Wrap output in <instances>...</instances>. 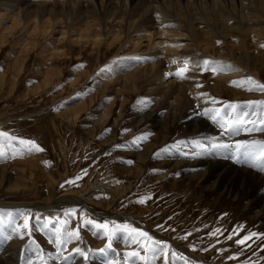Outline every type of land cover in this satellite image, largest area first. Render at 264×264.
<instances>
[{
	"label": "rangeland",
	"instance_id": "obj_1",
	"mask_svg": "<svg viewBox=\"0 0 264 264\" xmlns=\"http://www.w3.org/2000/svg\"><path fill=\"white\" fill-rule=\"evenodd\" d=\"M40 1L0 0V38L6 37L0 44V131L35 140L45 149L42 153L0 162V213L30 215L29 223L33 226L31 238L20 239L13 235L10 240L5 239L10 229L0 228V264H27L28 260L41 264L34 254L35 249H41L40 255L46 264H100L98 249L107 247L109 235L113 250H109L108 258L115 264H146L127 255L132 251L147 256V264H162L163 255L153 261L150 254L126 234H113L116 225L125 224L147 231L154 240L163 241L162 236L169 238L165 242L169 264H264V243L258 240L253 244L254 251H242V246L233 242L238 237L226 239L237 225L249 232L264 233L262 208L252 202L251 210L247 209L240 193H227L221 185L215 184L216 179L209 177L207 171L205 173L203 158L196 154L202 152L203 157L209 159L211 149L197 147V142L206 147L213 142L204 137L205 130L196 129L184 118L189 111L195 112L194 118H201L199 103L205 99L200 96L203 91L207 93L205 104L208 108L212 105L211 108H226L228 104L238 103L240 107L235 112L227 111L232 115L246 111L257 121L264 115V104L247 105L248 101H264V93L247 91L250 84L242 83L239 88L224 82L216 90L208 87L215 86L213 80L217 76L227 74L232 67L230 59L239 57L250 60V65L255 64L248 68L241 62L242 82L248 76L264 82V47H261L264 35H260L264 33V16L249 11L241 29L234 19L232 26L229 20L227 29L220 31L216 25L222 22L221 8H214L210 0H129L128 6L119 3V12L109 10L113 19H117L115 27L96 49L90 42L84 43V47L73 40L82 31L83 17L90 12L97 17L95 7H101V0H95L96 6L90 0L88 4L76 1L72 7L69 4L75 0H50L56 7L46 12L34 6ZM242 1L225 0L224 7L232 10L236 5L241 18ZM116 2L108 0L106 6ZM26 4L33 7L25 10ZM49 11L60 20L56 22L49 17ZM30 14L32 18L26 19ZM15 17L23 19L22 25L10 34ZM34 18L40 25L50 18L56 31L48 36H31ZM248 23L249 27L245 28ZM62 26L69 33L60 42ZM254 30L262 32L256 36ZM151 32L156 33L153 42L180 37L184 43L179 46L181 55L176 56L177 63L171 62L174 72L183 67L185 59L190 61L188 75L192 72V61L215 60L222 67L216 73L196 70L197 83L203 87L197 88L196 80L192 82L184 95L186 101L179 102L181 110L178 113L170 105L179 93L178 85L172 84L170 90L164 86L188 79L167 76L166 69L172 72L173 69L169 67L168 56L159 52L164 47L149 46L146 50ZM113 39L120 43L110 45ZM206 41L212 45L204 50ZM135 43H141L140 48L133 49ZM216 52L225 58H218ZM136 56L155 59L137 65L131 59ZM117 61L123 63L117 65ZM108 66L116 69L110 77L101 71ZM160 77L166 83H160ZM81 93L83 95H79ZM213 97L216 103L211 101ZM77 110L81 114L75 117ZM73 116L76 119H71ZM106 116L108 118L101 122ZM260 133L246 132V141L264 142V132ZM140 136L146 139L138 141L139 148L115 147L130 145ZM226 143L234 145L235 142ZM165 148L167 153H161ZM222 150L214 151L222 153ZM233 150V147L224 149L223 157L233 162ZM127 160L133 163L128 165ZM260 164L258 158L249 166L260 167ZM82 169H87L86 176L75 184L60 187L65 181L82 175ZM97 181L104 182L106 187L95 191L90 201L82 204L69 200V197L78 200L74 195ZM145 196L152 199L139 204L138 200ZM55 203L51 210H43ZM71 209H75L77 215L66 217L65 212ZM37 217L41 224L48 223V228L40 227ZM57 217L61 222H56ZM86 220L106 223L108 229L86 225ZM17 222L23 225L24 221L18 218ZM158 225L166 230H160ZM77 228L79 240L73 238L63 249L52 243L55 229L74 232ZM217 228L221 232L211 235ZM32 239L35 244H31ZM76 248L86 251L89 259L84 260L75 252ZM173 252L184 260L173 262ZM62 256H68V261ZM228 256L237 258L228 260Z\"/></svg>",
	"mask_w": 264,
	"mask_h": 264
},
{
	"label": "bare ground",
	"instance_id": "obj_2",
	"mask_svg": "<svg viewBox=\"0 0 264 264\" xmlns=\"http://www.w3.org/2000/svg\"><path fill=\"white\" fill-rule=\"evenodd\" d=\"M76 1H78V3L81 1H84V4L85 3L88 4V2L92 1V3L95 4V6H96L95 0H90V1L89 0H75L74 2L69 4V7L76 5L75 4ZM116 1H117L116 3H114V4L109 3L108 6H106V4L108 3V0H101V7H97V6L95 7L96 11H97V17L94 16V14H90L91 12L89 14H87L86 17H83L84 19L81 22L83 24L82 31L79 33V36L73 40V42L78 43V44H84V43L86 44V43L90 42L93 45V47L96 46L95 47L96 49L99 48V46L106 40V37L114 29L115 23L117 20L116 18L113 19V15L109 14V10H115V11L119 12V9H121V5H119V3L124 2L126 6H128L130 3L129 0H116ZM210 1L214 5V8L215 7L221 8L219 14H220V17L222 19V22L220 20V22L216 25V26L220 27V31H224V29H227V27H228L227 23L229 20H232V21H229L230 26H232V22L234 19H235V23L238 25L237 28L241 29L242 22L245 21V19H248L249 11H254V12L260 13L262 16H264V0H248V1H250V3H246L245 0L242 1L241 2V5H242V11H241L242 17L241 18H240V13H239L240 10L238 9V7L236 5H234L233 9L230 10V9H227V7H224L225 0H210ZM232 1H234V0H232ZM31 5L32 4H29V5L26 4L25 10L33 7ZM34 6L39 7L38 9L42 12L48 11L49 8H53L52 6H54V8L56 7L54 5V2H51L50 0H41L40 2H37V3L35 2ZM79 11H81V8H79ZM48 16L53 17L54 21L56 19V22L58 20H60V18H58V15L52 14L50 11L48 12ZM29 18H32L31 14L26 16V19H29ZM26 19H24V20H26ZM13 21H14L13 22L14 26L11 29L10 34H13V32L17 26L22 25L23 19H17V17H15V19ZM248 21H251V18H249ZM249 24L250 23H248L245 26V28H248ZM22 27H24V26H22ZM52 31L55 32L56 29L53 28V26L50 22V18H47L46 20H44L42 25L39 24L37 18H34V25H33L32 30L29 32V34L33 37H36L39 34L40 35L47 34V36H48V35H51L53 33ZM70 31H71V28H70ZM254 31L256 32L255 33L256 36H259L258 34H260L262 32L261 30H259V31L254 30ZM68 33H69V30L66 29L64 26H62V28H61V36L62 37H61V39L59 38L58 41L63 42ZM155 35H156V33L151 32L150 36L148 37L146 50L148 49L149 46L164 47V50L161 49V50H159V52H162L168 56V59L170 61L169 67L172 66V69L174 72L175 66L172 65L171 62L176 60L177 55L178 56L181 55L179 46L183 45L184 43L181 41L180 37H176L175 39H169L168 41L162 40L159 42H153L152 40H153ZM260 35L263 36L264 33L260 34ZM5 40H6L5 36L0 38V44H1V42L4 43ZM119 43H120V41L118 39H113L112 41H110V45H116ZM85 44H84V47L86 46ZM204 45H205L204 50H206L209 46L212 45V43L210 41H206ZM140 46H141V43H135L133 45V49H138V48H140ZM59 48H56V50L58 51ZM216 54H217L218 58H222V57L225 58L222 54H220L218 52H216ZM249 61L250 60L244 59L242 57H239L238 59H234V58L230 59L232 67L228 70V72L225 76H223V75L217 76L213 80L215 86L210 85V86H208V87H210L209 89L212 88V89L216 90L220 87V84L224 83V82L227 83L228 85L232 86V87H234V86L236 87L237 85L234 84L233 81H235L236 79H239L238 82H242V78H240V77L244 76L242 74L244 71L240 67L241 62L244 65L247 64L248 68L255 67V64L250 65ZM21 63L23 64L24 62L21 61ZM166 70H168L169 72H172V70L170 68H167ZM52 74H54V73H52ZM52 74H50V75H52ZM188 76L190 77V79H188L187 81H184V82H178L177 81V82L166 83L163 81L162 77H160L158 80L162 84L166 83L167 86H164V87H168L169 90L172 89V86H171L172 84L178 85L176 87V90L179 93L175 97L172 104H170L171 108L175 109V111L177 113H178V110L180 108L179 102H181L182 100L186 101V97L184 96L185 92L191 88L192 82L194 80H196L195 83H197V81H199V78H198L196 71H192ZM132 78H134V76H132ZM152 81H156V79L152 78ZM242 88H244V86ZM236 90H238V89H236ZM210 91L212 92V90H210ZM198 92H200V91H198ZM238 93H240V92H238ZM240 95H242V94H240ZM204 98L206 99L205 96H204ZM204 98H202V99H204ZM205 99L203 100L202 104L199 103L201 105V110L199 111L201 113V118H198V119L194 118L195 112H192V111L191 112L189 111L187 114H185L184 118H187L186 122H190V124H192L194 127H196V129L202 128L203 131L205 130L204 137L207 139L208 142H217V143H226L227 141L235 142L233 145L234 161L232 162V161H230V159H226V157H223L224 154H222V153H225V151L223 149L222 153H217L214 150H209V152H208L209 159H206L205 157H203L202 152H198V153H202V154H199V155L196 154V155L203 158L202 162L199 161V163L201 162L202 165L206 167L205 173L207 171V173H208L207 175L209 177L216 179L215 184L221 185L227 193H240L242 195V200L244 201V203L247 206V209L250 208V210H251V208H252L251 204L253 202L254 205L258 204L262 208L261 210H263V213H264V187H263V185H264V171H261L260 167H257V166L254 168H251L249 166V164H245L243 162L238 163L235 159V155H236L235 144L237 142L246 141L245 133L247 131H244L241 129L238 132V134L222 136L221 135V129L216 124H214L209 117L203 115V109L207 105V104H205V102L207 101V100L205 101ZM209 105H211V104H209ZM171 108H169V109H171ZM148 111L153 112L154 110H148ZM80 114L81 113H79L78 110L74 112L75 117H78ZM106 115L108 116L109 113H107ZM74 116L71 119H73V118L76 119ZM107 116L104 119H102L101 122L102 121L104 122L105 119L108 118ZM174 116H175V113H174ZM67 121H68V119H67ZM71 121H74V120H71ZM261 133H263V132H261ZM233 136H238L239 138H235ZM202 138H203V136H202ZM250 165H253V164H250ZM105 187H106V184L102 181H99V182L97 181L96 183L94 182V184H92L90 186V188L83 189L80 193H78V195H74V196H78V197H75L78 200H74V198H72V197L71 198L69 197V200L74 201L76 203H82V204L87 203L88 201L91 200V196L93 195V193L95 191L105 189ZM72 194L73 193H71V195ZM63 200H67V199H62L61 201H63ZM56 203L53 205H50L48 207H44L43 210H45V211L51 210L52 208L55 207L54 205H56ZM130 220H133V219L131 218ZM162 237H163V242L169 241V238H167L166 236H162ZM170 241L174 242L172 239H170Z\"/></svg>",
	"mask_w": 264,
	"mask_h": 264
},
{
	"label": "snow or ice",
	"instance_id": "obj_3",
	"mask_svg": "<svg viewBox=\"0 0 264 264\" xmlns=\"http://www.w3.org/2000/svg\"><path fill=\"white\" fill-rule=\"evenodd\" d=\"M217 43H220L217 41ZM261 47H264V44L261 45ZM131 59L135 60L136 64L139 65L141 63H149L152 62L155 58L154 57H141L136 56L132 57ZM117 65L122 64L123 61H117L115 62ZM173 63H177V61H173ZM192 71L201 70L203 72H212L216 73L217 71H221L222 67L220 62L215 60H209L204 59L202 62L200 61H192ZM190 61L188 59H185L183 61V67L178 68L174 73L168 72V77H174L180 80L190 79L188 76V72L190 71ZM102 72L109 74V77L115 73L116 69L108 66L103 69H101ZM234 84H236L238 87L242 86V83L250 84L251 87L247 89V91H258L264 93V82L257 81L254 77L248 76L245 81L243 82H236L233 81ZM197 88L203 87V85L197 83L195 85ZM83 95V93L79 94ZM200 96H207V93H200ZM213 103H216L215 98H210ZM141 103H145L144 101H141ZM256 104H264V101L258 102V101H248L247 105L249 107L254 106ZM240 105L238 104H228L226 108H204L203 109V115L209 117L214 124H216L221 129V135H234L238 134V132L243 128L244 131L247 132H264V115H261L257 120L252 119L249 117V113L246 111H240L236 115H232L227 110L231 109L233 112H235ZM224 113V115H221V113ZM255 113H253L254 115ZM246 125H250L251 127H245ZM146 139L144 136L137 137L135 140L130 142V145H115L116 148H122V147H128L131 146L133 148H139L138 141H142ZM259 144V147L257 145ZM17 145H20L22 147H17ZM197 147H200L205 150H216L219 151L221 149H230L233 147V145L227 144V143H217L213 142L209 146H205L203 144H200L197 142ZM7 149H11V152H9ZM236 149V155L235 159L237 162H243L245 164H249L252 161L257 160L258 158L261 160L260 164V170L264 171V142H257V141H243V142H237L235 144ZM242 150V151H241ZM45 149L38 144L35 140L32 139H24L17 137L15 135L10 134L7 131H0V162L7 161L9 159H15L17 156H23V155H32L34 153H42ZM161 153H167L168 149H162L160 150ZM108 153H105L107 155ZM202 154V153H197ZM47 163V162H46ZM126 164L131 165L133 161L127 160L125 161ZM254 166V165H253ZM82 175H78L74 179H70L65 181L60 185L61 188L65 186V184H75L76 180H80L83 178V176L87 175V169H82ZM152 199L150 196L142 197L138 200V203L143 205L148 200ZM76 210L71 209L65 212V216H76ZM18 218L23 219V225H20L17 220ZM31 219L30 215L24 214V213H0V228H7L10 229L8 235L5 237V239H12L13 235H15L17 238L24 239L25 237L31 238L33 236V226L29 223ZM171 219V217H169ZM37 224H40V227L42 228H48V223H40L39 217L36 218ZM56 222H61L60 218H56ZM63 223H66V221H63ZM86 225H94L96 228L99 229H108V224H96L93 220H86L84 221ZM158 228L160 230H166L164 229L163 225H158ZM117 232H122L126 234L128 237L131 238L133 243L139 244L141 249L145 251L146 253H149L151 256V259L157 260L160 258L161 255H163L162 264H169V254L167 252L168 245L167 243L160 241V240H154L147 231H143L137 227H132L131 225L125 224V225H116L113 229V234ZM217 232H221L219 228L216 229V232L211 233V235H216ZM243 232V235L241 233ZM107 235V231L105 233ZM223 234V233H221ZM191 235V233H189ZM238 237L233 242L238 245L242 246V251L244 249H253V244L256 243V241H260L261 243H264V233H257V232H249L246 229L243 228V226H234L232 230L229 231L226 239L233 240V237ZM73 238L79 240V229L77 228L74 232H69L64 229H55L53 232V241L52 243H55L58 249H63V247ZM187 239V237H185ZM108 244L105 248L98 249V253L100 255V264H115V262L108 258L109 250H113L112 245V236H108ZM36 241L34 239L31 240V244H35ZM31 244L29 245V249L31 250ZM147 245V247H145ZM260 245H257L259 247ZM205 250V249H202ZM34 254L37 255L41 261V264H46L44 257L40 255L41 249H35L33 250ZM222 251V250H221ZM254 251V249H253ZM75 252L79 254L84 260L89 259V255L86 251L76 248ZM130 257H134L136 259H139L141 261H145L147 264L148 257L141 255L140 251H132L127 254ZM62 258L65 261H68V256H62ZM236 256H228V260H234L236 259ZM177 259L184 260L183 256H177L175 252L172 254V261L175 262ZM27 264H34L33 261L28 260ZM186 264V262H185Z\"/></svg>",
	"mask_w": 264,
	"mask_h": 264
}]
</instances>
